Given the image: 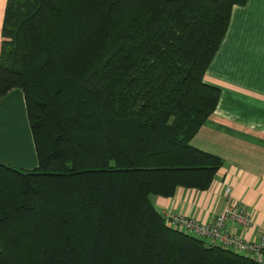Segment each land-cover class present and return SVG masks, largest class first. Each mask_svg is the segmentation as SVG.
Segmentation results:
<instances>
[{
    "label": "trees",
    "instance_id": "obj_1",
    "mask_svg": "<svg viewBox=\"0 0 264 264\" xmlns=\"http://www.w3.org/2000/svg\"><path fill=\"white\" fill-rule=\"evenodd\" d=\"M245 0H5L0 97L20 88L36 156L0 160V264H261L168 226L151 195L205 189L189 138Z\"/></svg>",
    "mask_w": 264,
    "mask_h": 264
},
{
    "label": "crops",
    "instance_id": "obj_2",
    "mask_svg": "<svg viewBox=\"0 0 264 264\" xmlns=\"http://www.w3.org/2000/svg\"><path fill=\"white\" fill-rule=\"evenodd\" d=\"M4 5L0 0V27ZM203 80L218 87V96L189 143L218 156L221 164L207 188L176 186L171 195H151V202L160 213L179 212L200 221L211 220L226 202L234 203L251 223L228 225L255 239L264 228V0L231 5ZM0 160L21 168L36 165L20 88L0 97ZM226 184L229 192L222 195Z\"/></svg>",
    "mask_w": 264,
    "mask_h": 264
},
{
    "label": "built area",
    "instance_id": "obj_3",
    "mask_svg": "<svg viewBox=\"0 0 264 264\" xmlns=\"http://www.w3.org/2000/svg\"><path fill=\"white\" fill-rule=\"evenodd\" d=\"M229 188L228 184L224 185L222 195H227ZM161 214L168 226L200 238L205 245L215 244L229 248L264 264V228L259 230L255 239H247L234 233L228 223L243 227L251 223L247 213L234 203L226 202L209 221H200L179 212Z\"/></svg>",
    "mask_w": 264,
    "mask_h": 264
}]
</instances>
